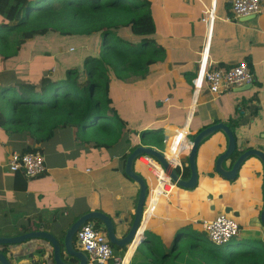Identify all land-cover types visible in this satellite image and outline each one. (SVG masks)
<instances>
[{
  "label": "crops",
  "instance_id": "crops-1",
  "mask_svg": "<svg viewBox=\"0 0 264 264\" xmlns=\"http://www.w3.org/2000/svg\"><path fill=\"white\" fill-rule=\"evenodd\" d=\"M145 1L155 24L152 43L165 54L131 82H123L113 70H108V103L114 107V115L125 123L116 144L106 149L89 146L76 138L74 128L58 129L40 146L45 171L26 180L21 173L8 169L10 153H22L39 144L25 130L9 133L0 126V236L29 232L23 231L24 228L40 230L42 223L49 222L47 231L59 237L63 227L94 210L107 214L115 223L123 219L125 226L131 225L139 187L124 172V155L138 145L149 146L141 141L143 130L163 129L165 136L184 132L188 148L180 155L182 166L187 165L194 135L219 122L234 125L237 149L258 148L264 152V0H260L257 14L236 19L231 17L232 0ZM208 10H213V19L203 21ZM4 21L0 15V24ZM125 33L130 37L128 31ZM203 49L208 52L209 67L228 68L246 61L253 73L252 86L234 87L216 95L203 83L196 105H192L193 79L199 75L198 62ZM58 57L55 53L35 59L32 54L29 61L18 63L8 75H3L8 66L0 63V107L8 106L2 94L10 86L30 83L38 87L44 75L55 80L62 78L63 66L62 74L48 72ZM1 59L5 61L2 55ZM59 59L66 61L62 56ZM79 65V79L83 81L86 75L82 64ZM67 67L72 66L64 68ZM244 118L246 124L241 123ZM202 144L196 159L199 177L206 174L217 177L203 156L207 146L214 144L211 151L215 159L225 150L227 138L217 131ZM154 148L161 151L164 145L161 149ZM133 168L144 179L150 176L162 180L164 176L159 162L149 155L137 157ZM242 168L246 176L227 181V188L223 189H185L164 180L163 193L154 211L143 219L145 241L136 245V238L130 249L111 246L113 255L121 257L128 249L127 264H262L263 165L258 157L250 156ZM176 170L181 175V170ZM225 208L239 229L226 248L216 246L218 251L228 254L222 259L215 247L211 249L200 220L213 219L225 213ZM147 212L149 215L150 210ZM117 232L121 236L124 230L118 228ZM41 248L43 253L38 251ZM0 251L11 264H54L48 256L51 246L42 239L0 244Z\"/></svg>",
  "mask_w": 264,
  "mask_h": 264
},
{
  "label": "trees",
  "instance_id": "trees-1",
  "mask_svg": "<svg viewBox=\"0 0 264 264\" xmlns=\"http://www.w3.org/2000/svg\"><path fill=\"white\" fill-rule=\"evenodd\" d=\"M0 15L5 19L0 24V55L4 58L16 53L22 40L49 32L102 36L98 56L84 58L85 80L79 79L77 68L67 67L60 79L44 75L38 87L17 83L4 90L2 98L8 106L0 107V126L9 133L25 130L39 144L27 147L22 153L40 152V146L58 129L67 127L74 128L76 138L83 144L105 149L116 144L125 123L114 115V107L108 103V70H113L123 82H131L165 54L152 43L155 24L148 3L145 0H0ZM125 31L138 35L140 40L134 41ZM13 34L20 35L22 40L16 43L13 52H6ZM241 123L246 124L247 119ZM228 125L234 131V125ZM164 136L163 129L140 133L143 144L157 148H162ZM243 151L237 149L230 157V164ZM180 173L187 178L189 167L184 166ZM48 223H42L40 230L47 231ZM213 248L216 245H211ZM38 251L44 252L42 248ZM218 252L222 259L228 256L222 250ZM48 256L52 259V252Z\"/></svg>",
  "mask_w": 264,
  "mask_h": 264
},
{
  "label": "water",
  "instance_id": "water-1",
  "mask_svg": "<svg viewBox=\"0 0 264 264\" xmlns=\"http://www.w3.org/2000/svg\"><path fill=\"white\" fill-rule=\"evenodd\" d=\"M252 84L242 85L239 88L249 89ZM217 131H221L227 138L226 148L215 159L212 158V151L215 149L214 144L207 146L206 152L203 156V161L213 166L212 173L217 174V177H209L208 174L204 177H199L196 159L198 156V149L204 140L214 134ZM187 147L185 142L179 143L176 148V153H180ZM236 138L233 131L224 123H214L207 125L197 132L192 138V144L187 152V166L190 169V174L187 178L178 173L175 167H173L167 160L166 156L158 149L151 146L138 145L127 155L125 161L124 172L125 174L138 184V196L135 205L134 216L131 225L125 226V221L120 219L115 223L107 214L94 210L86 212L80 215L70 225L63 227L61 236H56L51 231L32 230L19 235L14 236H0V244L2 245H15L22 243L29 239H42L45 240L50 246L53 255L54 264H85V254L75 246V233L76 231L88 220L99 221L107 234L111 245L118 247H127L130 249L132 243L136 240V245L142 243L144 240L145 224L142 226L141 215L142 208L147 197V184L145 179L134 171V161L140 155H149L156 159L161 165L162 169L169 172L170 180L175 185L185 188L193 189L200 187L202 190L208 191L211 189H223L227 188V181H235L239 177H245L244 169L242 168L245 160L250 156H256L260 159L263 165V208L260 213V221L264 225V152L258 148H249L241 152L236 160L226 165V161H230L231 155L237 150ZM211 151V152H210ZM212 161H210V159ZM173 167V168H172ZM225 213H228V209H224ZM125 227V228H124ZM122 229L124 232L121 236H118L117 230ZM135 245V246H136ZM75 259V262L71 261ZM0 264H10L6 256L0 251Z\"/></svg>",
  "mask_w": 264,
  "mask_h": 264
},
{
  "label": "built area",
  "instance_id": "built-area-1",
  "mask_svg": "<svg viewBox=\"0 0 264 264\" xmlns=\"http://www.w3.org/2000/svg\"><path fill=\"white\" fill-rule=\"evenodd\" d=\"M259 9L260 0H232L230 4L231 17L234 19L255 15L259 12ZM213 13V10H208L207 17H204L202 20L209 21L213 19ZM207 53L206 49H203L200 53L198 62L199 75L193 79L192 99H194L192 101L194 102H192V105H196V96L203 83L210 93L216 95L230 92L234 87L253 83V73L246 61H240L228 68L209 67ZM184 139V132H181L175 135H166L162 140L164 149L161 152L173 167L180 170L183 166L179 158L188 146L178 154L176 153V148L179 146V143L184 142ZM171 144L172 146H170ZM10 154V159L7 163L8 169L12 172L21 173L26 180L32 179L45 171L44 157L39 151L12 152ZM162 173L164 174L162 180L158 178L154 179L150 176L145 179L147 184V200H145L142 208L140 223L143 222L145 217L148 216L149 218L151 216L159 197L163 193L164 180H170L169 172L163 170ZM148 210H150L149 215ZM200 226L205 231L207 240L216 246L227 244L232 237L237 235L239 229L238 223L230 216L228 217L226 213H220L213 219L200 220ZM75 237V246L86 256L85 264H127L128 249L123 256H114L105 229L97 226L94 220H88L83 223L76 231Z\"/></svg>",
  "mask_w": 264,
  "mask_h": 264
},
{
  "label": "rangeland",
  "instance_id": "rangeland-1",
  "mask_svg": "<svg viewBox=\"0 0 264 264\" xmlns=\"http://www.w3.org/2000/svg\"><path fill=\"white\" fill-rule=\"evenodd\" d=\"M101 37L102 36L100 33H94L90 35H58L56 33L49 32L45 35H37L33 38H28V40H22L20 35L13 34L8 40L9 46L5 48L6 52H13L18 41L22 40V44L19 48H16V53L11 54L7 57V59L5 58V61L3 59L0 60L1 65L6 63L9 68L8 72L3 75L10 74L9 71H12V68L18 63L29 61V58L32 54L34 55L35 59H37L39 57L44 58L48 55H54L57 53V56L59 57L56 58L55 62H53V64L48 68V72L50 74H62L63 69H65L64 67L69 65L73 68H79L81 66L79 63L83 65L84 58L88 56H98V51L102 44ZM138 37V35H132L133 39H137ZM61 56L66 60L65 62L59 59ZM21 64L23 65V63ZM62 66L63 69H61ZM158 94L162 93L159 92ZM150 103L151 102L149 101V104ZM202 145L203 144L200 146ZM99 226L102 227V225ZM208 243L213 246V244L209 241ZM226 247V244H223L220 248L224 249ZM71 261H75V259H71Z\"/></svg>",
  "mask_w": 264,
  "mask_h": 264
},
{
  "label": "clouds",
  "instance_id": "clouds-1",
  "mask_svg": "<svg viewBox=\"0 0 264 264\" xmlns=\"http://www.w3.org/2000/svg\"><path fill=\"white\" fill-rule=\"evenodd\" d=\"M164 137H165V136H164ZM162 143H163V142H162ZM163 145H164V144H163ZM159 149H161V148H159ZM162 150H163V149H162ZM183 167H184V166H183ZM95 221H97V220H95ZM103 228H104V227H103ZM230 240H231V239H230ZM230 240H229V241H230ZM229 241H228V242H229ZM75 242H76V237H75ZM228 242H227V243H228Z\"/></svg>",
  "mask_w": 264,
  "mask_h": 264
}]
</instances>
